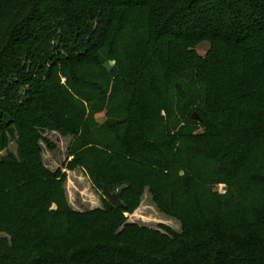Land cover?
<instances>
[{"label":"trees","instance_id":"obj_1","mask_svg":"<svg viewBox=\"0 0 264 264\" xmlns=\"http://www.w3.org/2000/svg\"><path fill=\"white\" fill-rule=\"evenodd\" d=\"M46 132L71 137L62 167L125 186V208L72 211L42 168ZM11 142L0 264H264V0H0V152ZM144 186L180 233L124 224Z\"/></svg>","mask_w":264,"mask_h":264},{"label":"rangeland","instance_id":"obj_2","mask_svg":"<svg viewBox=\"0 0 264 264\" xmlns=\"http://www.w3.org/2000/svg\"><path fill=\"white\" fill-rule=\"evenodd\" d=\"M208 50V44L201 43L196 47V53L203 57ZM94 121L103 125L107 121L106 113L101 111L93 117ZM111 121V120H110ZM194 134H202L204 129L199 125L195 126ZM43 137L45 141L39 142L41 149V164L42 168L50 173L60 171L61 179V194L67 206L77 213H95L106 212L108 205L99 183L95 184L88 176V173L78 167H69L63 163H67L71 158H68V146L71 142V137H63L55 132H46ZM7 153L16 154V145L11 142L7 149L0 152V156ZM94 154L91 153L87 157L88 164H91L92 170L96 172L102 171L98 164L94 163ZM109 163V162H107ZM210 162H206L202 157H197L194 160V168L204 174L206 168L210 170ZM111 163L108 164L103 171L107 179L110 178ZM215 171V170H214ZM215 179L221 180L214 176ZM120 183V182H119ZM118 187V186H117ZM196 193L202 194L201 187H195ZM212 190L216 194H225L227 187L225 184L216 182L212 185ZM254 194H264L262 190L257 189ZM33 196V195H32ZM32 196L28 198H32ZM58 194H54V197ZM34 196L35 200L43 197ZM42 200V199H41ZM123 200L127 204V210L123 213L124 224H131L141 228H147L159 231L165 234L164 229H171L175 233L181 232V223L175 218L163 213L152 199L148 186L142 187L141 191L132 189L124 193ZM29 201V200H28ZM32 201V200H31ZM39 202V201H38ZM95 217V216H94ZM122 227L119 229L121 231ZM0 240H4L8 245H11V236L6 232L0 231Z\"/></svg>","mask_w":264,"mask_h":264},{"label":"water","instance_id":"obj_3","mask_svg":"<svg viewBox=\"0 0 264 264\" xmlns=\"http://www.w3.org/2000/svg\"><path fill=\"white\" fill-rule=\"evenodd\" d=\"M125 189V186H121L118 189L109 191L105 186L102 187V193L107 200V202L114 208H125V204L122 201V192Z\"/></svg>","mask_w":264,"mask_h":264}]
</instances>
